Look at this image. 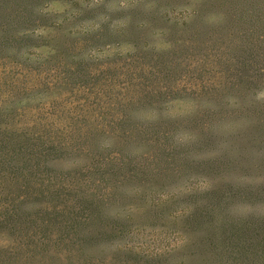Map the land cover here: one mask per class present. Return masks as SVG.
<instances>
[{
    "label": "trees",
    "instance_id": "1",
    "mask_svg": "<svg viewBox=\"0 0 264 264\" xmlns=\"http://www.w3.org/2000/svg\"><path fill=\"white\" fill-rule=\"evenodd\" d=\"M257 1L0 0V264H264Z\"/></svg>",
    "mask_w": 264,
    "mask_h": 264
},
{
    "label": "rangeland",
    "instance_id": "2",
    "mask_svg": "<svg viewBox=\"0 0 264 264\" xmlns=\"http://www.w3.org/2000/svg\"><path fill=\"white\" fill-rule=\"evenodd\" d=\"M187 1L188 0H57V2L50 4L48 8H44L45 11L47 12H52L54 14L62 16L64 13V10H73V11H80V12H85L88 11L90 8L95 7V6H101L102 8L101 11H98L97 9L92 13V16L88 17V22L92 25V23H98V21L101 23L99 20V17L101 16H107L112 18L114 25H119V22H125L126 19L123 17V13L121 9L127 8V7H135L138 8L139 14L142 16L143 13H145L147 10H151V7L154 5H161L162 8L166 7L168 8L167 11H170V7L173 6V8H177L178 10L184 9L183 7H187ZM201 0H190L189 4V9H194L198 7L200 4ZM240 6L239 10L237 13H241V10H244L245 7L242 8V3L243 0H240ZM73 3V4H72ZM77 4V6H74ZM143 5V7L141 6ZM156 7V6H155ZM172 8V9H173ZM242 8V9H241ZM163 9L160 11L163 12ZM251 12L253 13L252 16L254 17V33L253 34H259V32L264 35V0H258L257 2L254 3V8L250 9ZM165 13V12H164ZM160 15V14H159ZM164 17V14H163ZM161 17H159L160 19ZM178 18H180L178 16ZM221 17L214 15L211 13V16L207 19L208 22H213V21H218ZM156 19V22L159 20ZM161 20V19H160ZM128 21V19H127ZM126 21V22H127ZM244 26V22L240 20L238 22V27L242 28ZM256 31H258L256 33ZM169 44H160L159 42L157 43V48L159 49H166L168 48ZM133 52V49L123 46L120 47L119 49H104L101 52L95 53V56L101 60L108 59L112 57L115 54H128ZM264 91V90H262ZM260 92V91H259ZM264 101V100H260ZM178 107H175L173 110V115L174 113H178ZM246 122L240 121L237 125L245 124Z\"/></svg>",
    "mask_w": 264,
    "mask_h": 264
},
{
    "label": "clouds",
    "instance_id": "3",
    "mask_svg": "<svg viewBox=\"0 0 264 264\" xmlns=\"http://www.w3.org/2000/svg\"><path fill=\"white\" fill-rule=\"evenodd\" d=\"M99 20H100L101 22H103V21L106 20V17L101 16V17H99ZM119 23H120L121 25H123L125 22H119ZM99 26H100L99 24L96 25L97 28H99ZM113 27H115V25H113ZM256 99H257V100H264V91H260V92H258L257 95H256ZM253 210H254V209H253L252 207L248 206V205L240 206V211H241L243 214H245V215H248V214L252 213Z\"/></svg>",
    "mask_w": 264,
    "mask_h": 264
}]
</instances>
